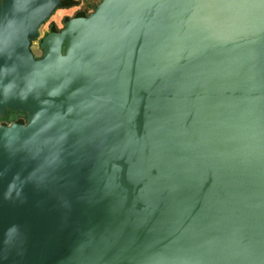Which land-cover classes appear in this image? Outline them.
I'll return each instance as SVG.
<instances>
[{
	"label": "water",
	"instance_id": "obj_1",
	"mask_svg": "<svg viewBox=\"0 0 264 264\" xmlns=\"http://www.w3.org/2000/svg\"><path fill=\"white\" fill-rule=\"evenodd\" d=\"M254 1L103 0L37 59L62 0H3L0 264H264Z\"/></svg>",
	"mask_w": 264,
	"mask_h": 264
},
{
	"label": "rangeland",
	"instance_id": "obj_2",
	"mask_svg": "<svg viewBox=\"0 0 264 264\" xmlns=\"http://www.w3.org/2000/svg\"><path fill=\"white\" fill-rule=\"evenodd\" d=\"M103 0H74V4L69 8L60 7L56 11L53 12L51 17L46 20L43 24H41L40 28L36 32V36L30 39L31 50L37 59H42L44 57V50L42 48V44L44 40L51 33H59L66 27V22L74 18H86L89 17L102 3ZM3 0H0V6ZM65 50V47L63 48ZM64 50L62 51L64 54ZM7 111H0V116L3 115ZM17 112V111H14ZM24 114L20 115L22 118L21 121L23 123L29 122L27 112H23ZM5 121L0 120V125H6Z\"/></svg>",
	"mask_w": 264,
	"mask_h": 264
},
{
	"label": "bare ground",
	"instance_id": "obj_3",
	"mask_svg": "<svg viewBox=\"0 0 264 264\" xmlns=\"http://www.w3.org/2000/svg\"><path fill=\"white\" fill-rule=\"evenodd\" d=\"M252 1H254V0H252ZM257 1H258V2H257ZM254 3H256V5H257V4H258V5H261V6H263V8H264V0H256V1L252 2V3H250V5H253ZM239 12H240V10L237 11V15H239ZM234 15H235V14H234ZM233 19H236V18H235V17L232 18L231 21H232ZM6 108H8V105H6V104H1V103H0V111H3V110L6 109ZM12 124H13V123L6 124V125H0V133H1V132L10 133L11 130H12ZM23 124H24V123H23ZM7 147H8V146H7ZM6 149H7V148H6Z\"/></svg>",
	"mask_w": 264,
	"mask_h": 264
},
{
	"label": "flooded vegetation",
	"instance_id": "obj_4",
	"mask_svg": "<svg viewBox=\"0 0 264 264\" xmlns=\"http://www.w3.org/2000/svg\"><path fill=\"white\" fill-rule=\"evenodd\" d=\"M57 9H59V8H57ZM12 112H14V111H12ZM15 113V119H13V120H8V119H5V118H2V117H4V116H6L7 114H9V111H7V112H5L3 115H1L0 116V120H2V121H5L6 123L5 124H10V123H13V122H20V123H23V121H21V119L22 118H20L21 116L20 115H22V114H24L23 112H21V111H17V112H14Z\"/></svg>",
	"mask_w": 264,
	"mask_h": 264
},
{
	"label": "trees",
	"instance_id": "obj_5",
	"mask_svg": "<svg viewBox=\"0 0 264 264\" xmlns=\"http://www.w3.org/2000/svg\"><path fill=\"white\" fill-rule=\"evenodd\" d=\"M73 4H74V0H62V7H63V8H69V7H71ZM14 115H15L14 112L9 111V114H7L6 116H4V117H2V118L8 119V120H13V119L16 118Z\"/></svg>",
	"mask_w": 264,
	"mask_h": 264
}]
</instances>
